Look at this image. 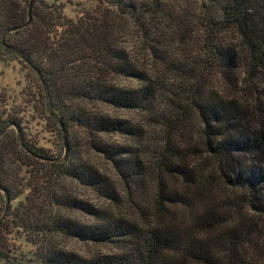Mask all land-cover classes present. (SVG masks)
I'll return each instance as SVG.
<instances>
[{
    "label": "trees",
    "instance_id": "trees-1",
    "mask_svg": "<svg viewBox=\"0 0 264 264\" xmlns=\"http://www.w3.org/2000/svg\"><path fill=\"white\" fill-rule=\"evenodd\" d=\"M95 1L72 20L0 0V62L27 71L63 146L0 102V261L16 227L43 264H264V0Z\"/></svg>",
    "mask_w": 264,
    "mask_h": 264
},
{
    "label": "rangeland",
    "instance_id": "rangeland-1",
    "mask_svg": "<svg viewBox=\"0 0 264 264\" xmlns=\"http://www.w3.org/2000/svg\"><path fill=\"white\" fill-rule=\"evenodd\" d=\"M49 5H59L64 16L67 19L76 20L85 12L93 10L97 6L95 0H43ZM244 76V75H243ZM241 76V78H243ZM259 87L264 94V77L260 80ZM36 92L29 82L27 71L14 59H6L0 62V102L7 113L18 116L22 121V129L30 142L37 144L38 147L45 148L53 153L54 156L62 155V143L57 133L56 126L51 122L50 114L45 112L39 106L40 100L34 95ZM264 100V96L262 97ZM51 165L43 163L33 169H23L19 173L24 183L31 182L33 176L37 180L38 176L50 174ZM39 169V171H38ZM37 172L39 174H37ZM30 173V174H29ZM41 182V181H40ZM36 183V182H35ZM43 186H45L43 184ZM63 187L72 192L75 197L80 199H95L94 195L80 185L70 184V181H64ZM26 194L21 195L14 200L11 205L17 207L20 202H25ZM0 195V210H3L4 200ZM74 219L84 221L81 214L72 212ZM71 217V216H70ZM20 230V231H19ZM27 232L14 227L13 233L7 236L9 256L12 259L11 264H43L37 256L36 247L32 243ZM56 243L66 250H74L80 254H84L89 250L83 242L78 240L57 238ZM0 264H7L0 261Z\"/></svg>",
    "mask_w": 264,
    "mask_h": 264
},
{
    "label": "water",
    "instance_id": "water-1",
    "mask_svg": "<svg viewBox=\"0 0 264 264\" xmlns=\"http://www.w3.org/2000/svg\"><path fill=\"white\" fill-rule=\"evenodd\" d=\"M29 18L31 19V6H30V10H29Z\"/></svg>",
    "mask_w": 264,
    "mask_h": 264
}]
</instances>
